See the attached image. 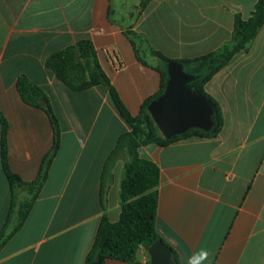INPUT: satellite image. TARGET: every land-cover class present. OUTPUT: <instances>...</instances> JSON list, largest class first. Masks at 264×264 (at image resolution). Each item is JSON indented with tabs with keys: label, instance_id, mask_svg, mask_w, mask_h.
<instances>
[{
	"label": "crops",
	"instance_id": "obj_1",
	"mask_svg": "<svg viewBox=\"0 0 264 264\" xmlns=\"http://www.w3.org/2000/svg\"><path fill=\"white\" fill-rule=\"evenodd\" d=\"M0 0V115L7 123L11 171L37 179L54 144L47 112L26 103L27 77L49 99L61 145L48 179L22 228L0 250V264H86L103 217L119 221L121 182L131 160L120 152L103 184L105 163L131 128L104 85L75 91L47 68L53 54L90 40L98 61L133 116L161 89L163 62L192 60L232 40L235 18L248 20L257 0ZM121 63L122 70L116 68ZM220 105L215 138H189L139 149L160 169L157 231L180 264L201 248L213 264H264V25L247 52L234 57L205 86ZM0 231L13 193L2 162ZM10 230L8 231V233ZM142 246L132 263L150 264ZM207 264V261L204 262Z\"/></svg>",
	"mask_w": 264,
	"mask_h": 264
},
{
	"label": "trees",
	"instance_id": "obj_2",
	"mask_svg": "<svg viewBox=\"0 0 264 264\" xmlns=\"http://www.w3.org/2000/svg\"><path fill=\"white\" fill-rule=\"evenodd\" d=\"M149 1L151 0H143L142 6L145 7ZM263 25L264 0H257L255 11L248 20L236 16L233 37L229 43L208 55L180 61L185 65L187 72L197 76L196 81L192 83L193 89L212 104L215 112V124L211 131L192 129L185 134L170 139H166L161 135L148 111L150 103L159 98L166 89L169 77L167 64L172 61L163 54L153 51L163 62V65L157 69L162 77L161 89L156 95L145 101L138 116H133L130 113L121 100L119 93L112 86L98 61L95 48L90 40L80 41L75 46L55 53L48 58L47 68L60 81L75 91H84L99 85L108 87L117 112L131 128L130 132L120 136L117 147L105 163L103 172L102 188L104 190V181L115 165L120 152L124 149L128 150L131 160L125 165L121 182V216L119 221L115 223L110 222L107 217L102 218L86 264H93L97 261L100 264H106L109 260L132 263L142 246L148 249L156 241H162L167 245L173 252L176 264H180L176 252L161 238L156 227L160 169L152 161L141 158L139 149L151 144L166 146L179 140L194 137H217L223 128V114L217 101L205 91V86L218 72L229 65L236 55L249 50ZM18 89L26 103L42 108L49 115L54 129V144L42 161L37 179L30 183L23 181L9 167L5 146L7 123L0 115L3 124L2 162L4 172L13 193L16 189L22 188L30 195L23 202L13 197L6 224L0 231V250L22 228L27 220L40 191L48 179L49 171L61 145L59 122L44 91L25 76L19 78Z\"/></svg>",
	"mask_w": 264,
	"mask_h": 264
},
{
	"label": "water",
	"instance_id": "obj_3",
	"mask_svg": "<svg viewBox=\"0 0 264 264\" xmlns=\"http://www.w3.org/2000/svg\"><path fill=\"white\" fill-rule=\"evenodd\" d=\"M168 81L164 93L153 100L148 111L161 135L170 139L192 129L211 131L214 127V108L192 83L197 76L189 73L180 62L167 64ZM150 264H176L172 250L162 241L149 248ZM93 264H100L99 261Z\"/></svg>",
	"mask_w": 264,
	"mask_h": 264
},
{
	"label": "clouds",
	"instance_id": "obj_4",
	"mask_svg": "<svg viewBox=\"0 0 264 264\" xmlns=\"http://www.w3.org/2000/svg\"><path fill=\"white\" fill-rule=\"evenodd\" d=\"M214 253L207 248H201L197 252L193 253L188 259V264H204L207 261V264H213Z\"/></svg>",
	"mask_w": 264,
	"mask_h": 264
},
{
	"label": "built area",
	"instance_id": "obj_5",
	"mask_svg": "<svg viewBox=\"0 0 264 264\" xmlns=\"http://www.w3.org/2000/svg\"><path fill=\"white\" fill-rule=\"evenodd\" d=\"M115 66L118 70H122L124 67L121 63H117Z\"/></svg>",
	"mask_w": 264,
	"mask_h": 264
},
{
	"label": "rangeland",
	"instance_id": "obj_6",
	"mask_svg": "<svg viewBox=\"0 0 264 264\" xmlns=\"http://www.w3.org/2000/svg\"><path fill=\"white\" fill-rule=\"evenodd\" d=\"M26 191V190H25ZM27 192V191H26ZM20 201V200H19Z\"/></svg>",
	"mask_w": 264,
	"mask_h": 264
}]
</instances>
